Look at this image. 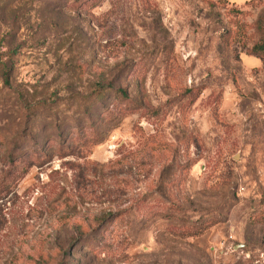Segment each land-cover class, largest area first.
Masks as SVG:
<instances>
[{
  "label": "rangeland",
  "instance_id": "rangeland-1",
  "mask_svg": "<svg viewBox=\"0 0 264 264\" xmlns=\"http://www.w3.org/2000/svg\"><path fill=\"white\" fill-rule=\"evenodd\" d=\"M259 43L264 0H0V264H264Z\"/></svg>",
  "mask_w": 264,
  "mask_h": 264
},
{
  "label": "trees",
  "instance_id": "trees-1",
  "mask_svg": "<svg viewBox=\"0 0 264 264\" xmlns=\"http://www.w3.org/2000/svg\"><path fill=\"white\" fill-rule=\"evenodd\" d=\"M252 54H254L260 58H263V56H264V43L255 44L252 47ZM116 91L120 95L121 98L122 97L125 98L128 95L126 90H124V89H116Z\"/></svg>",
  "mask_w": 264,
  "mask_h": 264
}]
</instances>
